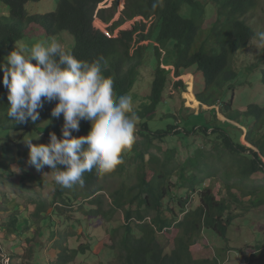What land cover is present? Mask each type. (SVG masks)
<instances>
[{"label": "trees", "instance_id": "16d2710c", "mask_svg": "<svg viewBox=\"0 0 264 264\" xmlns=\"http://www.w3.org/2000/svg\"><path fill=\"white\" fill-rule=\"evenodd\" d=\"M39 1L0 0L6 6V13L0 15V57L25 35L52 38L64 31L72 36L68 50L78 59L92 61L103 56L106 64L102 65V71L114 81V98L130 95L139 117L134 144L121 154L122 163L110 174L126 172L136 181L133 184L123 182L107 196L99 183L101 174L95 170L84 173L83 186L63 188L54 183L50 200L31 199L33 209H28L27 218H21L18 206L14 207L3 227L9 234L21 235L31 243L33 238L30 237L44 235L43 228L55 227V217L60 223L68 221L62 215L65 207L73 211V206L77 205V210L104 222L111 221L114 213L120 211L124 224L111 227L103 237L105 246L112 251L114 264H220L219 258L228 250L227 244L216 257L208 258L192 253L191 247L194 239L205 231L222 243H228L227 233L236 217L233 204L238 202L231 185H243L244 188L237 187L246 195L257 190H246L245 181L256 173H264V135L256 131L264 128V104L251 103L246 109L238 110L233 109V97L224 100L212 95L224 87L231 89L238 77V67L234 65L237 54L259 41L257 29L247 17L259 1L264 3V0H164V6L155 10L152 8L154 0H125L119 19L103 28L98 26L96 19L109 23L117 11V1L112 8L97 10L104 0H58L53 11L28 13L25 5ZM212 16L215 19L204 27L206 19ZM149 21L151 24L147 27ZM260 48L257 60H251L241 69L259 72L264 85V43ZM149 50L152 54L147 58ZM169 51H174V59L169 58ZM148 62L155 66L148 76L147 92L140 96L134 89L143 80L142 73ZM169 62L172 70L167 67ZM193 66L202 74L205 92L194 97L189 89L187 96L207 109L199 113L200 118L204 119L206 112H210L211 119L229 117L240 126H248L246 132L233 137L223 127L209 125L207 118L205 124L189 129L172 123L159 126L165 119L177 120L168 107L165 112L158 109L166 102L171 84L179 90L185 87L180 76ZM6 92L0 77V172L2 176L7 173L12 176L15 170L9 163L13 151L10 145L20 144L29 137L38 140L35 137L39 134V139L46 138L44 143H47L50 132H55L59 138L63 117L51 118L53 101L44 103L36 124L30 120L24 124L15 123L6 116ZM213 102L218 106L210 111L208 108ZM47 120H51L48 126H42ZM89 128L90 123L82 120L79 132L73 135H86ZM192 135L205 139V145L212 151L197 149L182 163L176 161L175 149L159 154L161 147L157 145L167 138ZM28 151L26 149L25 153ZM225 159L228 161V169L223 170L227 194L217 198L210 186L202 184ZM17 162L24 161L20 158ZM32 176L24 172L21 179L24 181ZM172 177H176L175 184L171 182ZM232 177L235 182L230 183ZM174 187L185 193V198L178 200L180 216L174 208L165 205L167 198L170 201L176 195ZM195 193H198L199 202L190 210L186 203ZM258 198L256 205L263 202ZM78 225L76 221L68 230L51 232L50 238L54 239L51 248L58 250L51 264H73L78 257L87 256L88 245H68ZM172 229L177 230V234L170 237ZM159 234L166 237L164 243ZM256 250L264 254V240L256 245ZM238 252L242 254V250Z\"/></svg>", "mask_w": 264, "mask_h": 264}, {"label": "rangeland", "instance_id": "374dc122", "mask_svg": "<svg viewBox=\"0 0 264 264\" xmlns=\"http://www.w3.org/2000/svg\"><path fill=\"white\" fill-rule=\"evenodd\" d=\"M117 1V11L115 16L109 23L101 22L96 19L98 26L107 27L119 19L122 9H124L125 0H104L97 6V10L112 8L114 2ZM58 0H40L39 2H28L25 5V9L28 13H46L55 10ZM6 13V6L0 2V15ZM215 19L214 16L206 19L204 27L208 26L210 22ZM247 20L252 23L257 32L264 31V3L259 1L256 8L251 12V15L247 17ZM125 22L124 24H127ZM129 24V23H128ZM150 21L147 23V27L150 25ZM30 36V37H29ZM61 42L66 49L72 45V36L68 32H61L52 37ZM52 38L46 37H34L32 35H25L20 41L14 44L12 48H18L22 46H31L38 41L50 40ZM142 44H146L143 42ZM243 52L237 54V59L234 61V65L238 67V77L232 82L231 89L224 87L213 93V98H223L229 100L233 97V109L244 110L251 103H257L259 105L264 104V85L260 80L259 72H244L241 68L254 61L259 56L260 47L262 43L255 41ZM10 49V50H11ZM9 50V51H10ZM7 51L0 57V60L9 52ZM147 58L150 57L152 51L149 50ZM169 58L174 59V51H169ZM167 56V57H168ZM257 60V59H256ZM155 63L148 62L146 69L142 73V81L138 83L134 89V93L140 96L146 94V84H148V76ZM172 65L169 62L168 69L172 70ZM235 67V66H234ZM181 80L183 81L184 88L176 89L173 84L169 86L167 95L165 97L164 105L159 106V112H165V107H168L170 113L173 114L177 120L168 118L159 123V126L165 127L167 124L178 125L179 128L189 129L194 125L205 124L206 118L210 120L209 125H218L223 127L226 131L230 132L233 137L241 132H246L248 126H240L236 121L231 120L229 117H210V112L205 113V118L201 119L199 113L203 112V106L196 104L195 101L190 99L187 94L190 92L196 96L197 93L205 92L203 77L200 71H197L193 66L183 71ZM170 76H173L171 72ZM135 103V102H134ZM218 106L217 102H213L208 108L210 111H214ZM207 110V109H206ZM199 117V118H198ZM217 119V120H214ZM63 121V120H62ZM42 126L47 124V121L42 122ZM153 124V123H152ZM251 125V123L249 124ZM48 126V124L46 125ZM45 126V127H46ZM156 127V126H152ZM256 131H260V135H264V128H260ZM47 139H38L33 143H44ZM157 146L161 147L159 154H164L167 150L175 149V159L178 163L184 162L187 157L192 156L197 149L206 151H212L209 146L205 145V139L198 135L189 136V138H182L178 136H172L167 138V141L159 143ZM13 149L12 158L10 160V166L15 170V174L9 173L1 175L0 172V262L2 264H51L54 260L55 253L58 250L51 248V243L54 239H51V232L68 230L70 224L78 222V228L76 234L69 239L68 245L71 247L78 246L80 244L88 245L89 252L85 257H78L73 264H114V258L112 251L105 246L103 237L108 230L120 224H124L123 214L120 211L114 213L111 221L104 222L99 217H89L86 213L77 210V205H74L73 211L71 209L63 208L62 215L68 220L67 222L59 221L58 217H55V227L51 229L43 228L44 235L39 237L34 235L33 241L28 243L21 235H12L8 233V229L4 228V224L8 221L10 214L13 212V208L18 206L21 218H27L28 209L32 208L31 199H51L54 191V181L49 173L50 169L44 167L37 170L33 166L28 164V153L25 150L28 149L25 143L11 144ZM1 154V153H0ZM1 157V155H0ZM20 158L24 161L22 164L17 162ZM228 161L225 159L219 164V169L210 177L205 178L202 186H210L217 198L225 197L227 192L224 184L223 170L227 168ZM33 174L32 177H27L24 181L21 179L23 173ZM130 176V175H129ZM125 172L122 175L106 173L99 177V183L104 188L105 195L120 188L123 182L133 184L136 179H130ZM23 182V183H22ZM171 182L176 183V177H172ZM229 182H235V179L229 178ZM246 190L254 193L246 195L237 186L231 185L232 193L235 194L238 202H234L233 207L235 209L236 217L233 224L228 231L229 242H223L211 236L209 233L202 232L201 236L194 239L191 247V252L197 254L200 257H213L217 256L221 248L228 245V250L222 253V257L219 258L220 264H264V254L256 250V245H259L264 240V173H256L249 180L245 181ZM24 186V187H23ZM244 188V187H242ZM176 195L173 198L165 200V205H169L181 215L178 210L179 198H185L183 190H179L176 187L173 188ZM105 196V197H106ZM259 197L263 202L255 204ZM258 198V199H259ZM109 201V200H108ZM199 197L198 193L191 195L190 199L186 203V208L193 209L198 205ZM65 210V211H64ZM177 230L172 229L170 237L177 234ZM159 239L164 243V234H159ZM119 238V236H117ZM242 250V254L238 252ZM249 259V260H246Z\"/></svg>", "mask_w": 264, "mask_h": 264}, {"label": "clouds", "instance_id": "9594fccd", "mask_svg": "<svg viewBox=\"0 0 264 264\" xmlns=\"http://www.w3.org/2000/svg\"><path fill=\"white\" fill-rule=\"evenodd\" d=\"M163 6L164 0L152 4L154 10ZM256 37L264 43V31ZM103 64V56L78 59L55 38L12 48L0 60L8 119L36 124L44 103L53 101L51 118L63 117L59 138L50 132L47 143L23 139L28 164L37 170L48 167L55 184L63 188L83 186L86 172L114 171L122 163L121 154L135 142L139 117L133 98L127 94L114 98V81L103 74ZM82 120L90 123L87 134L74 136Z\"/></svg>", "mask_w": 264, "mask_h": 264}]
</instances>
